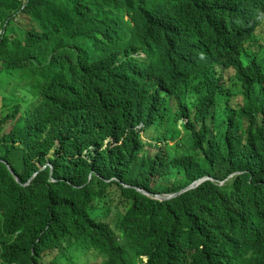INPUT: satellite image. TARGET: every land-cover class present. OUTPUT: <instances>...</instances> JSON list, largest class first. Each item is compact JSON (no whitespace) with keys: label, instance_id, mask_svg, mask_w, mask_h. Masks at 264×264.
<instances>
[{"label":"trees","instance_id":"16d2710c","mask_svg":"<svg viewBox=\"0 0 264 264\" xmlns=\"http://www.w3.org/2000/svg\"><path fill=\"white\" fill-rule=\"evenodd\" d=\"M218 1L0 0V264H264V0Z\"/></svg>","mask_w":264,"mask_h":264},{"label":"clouds","instance_id":"9594fccd","mask_svg":"<svg viewBox=\"0 0 264 264\" xmlns=\"http://www.w3.org/2000/svg\"><path fill=\"white\" fill-rule=\"evenodd\" d=\"M222 3H224L225 5H223ZM228 10H230V2H229V0H219L218 1V3H217V5L214 7V9H213V12H212V14L213 15H218V14H220V13H223L224 11H228ZM264 23V18H260L259 19V21H256V19H254V18H245L244 19V21H243V27H244V29L246 30V31H251L252 30V33L253 34H251L252 36H251V39L249 40V42H248V46H251L252 48H258V47H263L264 48V42L262 41V37L264 36V34L262 35V36H260L259 34H258V29L260 28V26L262 25ZM21 25V24H20ZM21 27H22V25H21ZM261 38V39H260ZM234 73V69H231V74H233ZM239 99H241V98H239ZM1 111H2V107H1ZM10 128V129H9ZM11 129H12V126H9L8 127V132H10L11 131ZM8 166H10L9 164H8ZM47 166H51L50 164H47L45 167H44V169L47 167ZM16 173V172H15ZM233 175L235 174V173H232ZM231 174V175H232ZM38 175V173H36L35 174V176H37ZM14 176V175H13ZM206 176H208V175H206ZM16 179H17V177H19V176H14ZM202 177H204V176H202ZM202 177H200V178H202ZM211 177V176H210ZM229 177H231V176H229ZM200 178H198V179H200ZM197 179V180H198ZM207 179H212V177L211 178H207ZM207 179H205V180H207ZM17 181H18V179H17ZM21 181V180H20ZM196 181V180H195ZM204 181V180H203ZM202 181V182H203ZM19 182V181H18ZM194 182V181H193ZM192 182V183H193ZM224 182V181H223ZM222 182V183H223ZM19 183H21V182H19ZM187 187V186H186ZM197 187V186H196ZM193 189V188H192ZM184 190V189H183ZM190 190V189H189ZM140 191H142L143 192V190H140ZM182 191V190H181ZM180 191V192H181ZM144 193V192H143ZM148 193V192H147ZM177 194V193H176ZM172 195H174V194H172ZM149 196V195H148ZM156 196V195H155ZM165 196V195H164ZM169 196H171V195H169ZM169 196H165V197H169ZM48 257H50V258H52V256H48ZM47 257V258H48ZM49 258V259H50Z\"/></svg>","mask_w":264,"mask_h":264},{"label":"rangeland","instance_id":"374dc122","mask_svg":"<svg viewBox=\"0 0 264 264\" xmlns=\"http://www.w3.org/2000/svg\"><path fill=\"white\" fill-rule=\"evenodd\" d=\"M19 23L25 27L29 28L30 22L26 17H22L19 20ZM258 34L262 36L264 34V23L258 29ZM261 39V38H260ZM262 41L264 42V36L262 37ZM1 107H2V97L0 96V116H1ZM10 129V128H9ZM150 151L155 152L154 148H151ZM50 257L46 258L48 260ZM103 262V258L95 253H86L81 259L76 261V264H101Z\"/></svg>","mask_w":264,"mask_h":264},{"label":"water","instance_id":"95a60500","mask_svg":"<svg viewBox=\"0 0 264 264\" xmlns=\"http://www.w3.org/2000/svg\"><path fill=\"white\" fill-rule=\"evenodd\" d=\"M10 169H11L13 175L16 176V173L13 171V169H12L11 167H10ZM232 175H233V174H232ZM232 175H230V176H232ZM207 178H211V177H210V176H204V177H202V178H200V179L194 181L193 183H191L190 185H188L187 187H185L184 190H182L181 192H179V193H177V194L171 195V196H169V197H165L164 195H156L155 198L158 199V200L163 201V200H167V199H170V198L176 197V196H178V195H180V194H182V193H184V192H187V190H189V189L195 188V187L198 186L203 180H205V179H207ZM17 179H18L19 182H21L19 177H17ZM143 192H144V194L149 195V193H147L146 191H143Z\"/></svg>","mask_w":264,"mask_h":264},{"label":"bare ground","instance_id":"6f19581e","mask_svg":"<svg viewBox=\"0 0 264 264\" xmlns=\"http://www.w3.org/2000/svg\"><path fill=\"white\" fill-rule=\"evenodd\" d=\"M223 5H225L224 3H222ZM244 59V57H241V61H244L243 60ZM236 67V66H235ZM236 68H239V67H236ZM236 70L234 69V72H235ZM223 73H225V75H226V78H228L230 75H232L231 73H230V71H228V70H224L223 71ZM197 83H199V80H196L195 82H194V84H197ZM227 86L228 87H231L232 86V84H231V82H228L227 83ZM143 139H144V141H146L145 140V137H143ZM113 143V142H112ZM112 146L114 147L115 145L114 144H112ZM11 166H9V168H10ZM12 168V167H11ZM13 169V168H12ZM11 170V169H10ZM13 171L15 172V170L13 169ZM12 172V171H11ZM13 174V173H12ZM17 175V174H16Z\"/></svg>","mask_w":264,"mask_h":264}]
</instances>
